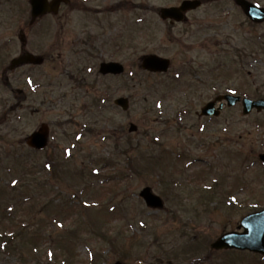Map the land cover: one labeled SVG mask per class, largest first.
Here are the masks:
<instances>
[{
    "label": "rangeland",
    "instance_id": "rangeland-1",
    "mask_svg": "<svg viewBox=\"0 0 264 264\" xmlns=\"http://www.w3.org/2000/svg\"><path fill=\"white\" fill-rule=\"evenodd\" d=\"M29 1L0 0V242L21 233L0 264H264L210 247L264 207V113L197 115L218 93L260 94L264 22L212 1L171 28L158 8L181 0H70L28 29ZM24 29L45 61L9 69ZM148 53L171 58L169 73L142 72ZM109 60L125 74L101 75ZM42 124L50 142L34 151L26 137ZM145 186L164 210L146 207Z\"/></svg>",
    "mask_w": 264,
    "mask_h": 264
},
{
    "label": "water",
    "instance_id": "water-1",
    "mask_svg": "<svg viewBox=\"0 0 264 264\" xmlns=\"http://www.w3.org/2000/svg\"><path fill=\"white\" fill-rule=\"evenodd\" d=\"M62 0H31V13L33 19L40 16L46 12H56L58 6ZM240 3L246 10V13L256 21L264 20V8H259L254 4H250L244 0ZM199 5L198 0H185L178 7H165L161 9V16L163 18H174L176 20H182L183 12L196 8ZM41 57H35L30 53H26L18 58L12 60L11 67H15L22 63H41ZM170 61L166 58H162L155 54L144 55L141 58V67L150 71H166L169 68ZM123 65L111 62L105 63L101 66V71L103 73L113 72L121 73L123 72ZM219 97L218 99H221ZM228 100L229 105L234 104L236 101L240 100V97L234 96H224ZM217 99V100H218ZM118 105H121L124 109L129 106L128 99L121 97L116 100ZM215 102L208 103L203 109L202 114L206 115H218L220 111H214ZM244 113L247 114L256 107L261 110L264 108L263 100H249L247 98L243 99ZM137 127L131 125L130 131L136 130ZM49 128L46 124H42L36 131L31 133L27 138L26 142L29 146L37 149L44 148L48 143ZM260 159L264 162V153L260 155ZM141 196L145 198L147 204L151 207H162L163 203L159 196L152 193L151 188L146 187L141 191ZM244 228L243 231H231L222 234L218 237L212 244L213 249H230L236 248L241 250H250L253 252H258L264 255V209L253 212L246 215L238 228ZM115 264H122L117 262Z\"/></svg>",
    "mask_w": 264,
    "mask_h": 264
},
{
    "label": "flooded vegetation",
    "instance_id": "flooded-vegetation-1",
    "mask_svg": "<svg viewBox=\"0 0 264 264\" xmlns=\"http://www.w3.org/2000/svg\"><path fill=\"white\" fill-rule=\"evenodd\" d=\"M207 1H209V0H204V1H202L203 3L204 2H207ZM230 1H232V2H234L235 0H230ZM70 3H71V1H69V4L68 5H70ZM63 4V3H62ZM62 6V5H61ZM119 9V8H118ZM170 22V21H169ZM175 25H171L170 27L171 28H173ZM172 39H174V38H172ZM217 41V40H216ZM85 42L86 41H81L80 43L83 45V44H85ZM61 43H62V45H64V46H66V44H65V42H60L59 41V43H58V45L59 46H61ZM216 45H219V43H218V41L216 42ZM77 46V48H79V49H77V52H75L74 54H81V53H85L86 55H89V53L87 52V50L86 49H84V47L83 46H78V45H76ZM59 57H62V53H60L59 52V55H58ZM249 74H251V73H249ZM252 86H253V84L252 83H250L249 84V88H250V90H248V91H251V88H252ZM257 90H260V94H255V96L253 95V94H251V93H248V92H246V94L244 95V96H246V95H248V97H250V98H253V99H256V98H262V99H264V74H263V81H261V84H260V87H258L257 88ZM263 113H264V110L262 111ZM261 113V112H260Z\"/></svg>",
    "mask_w": 264,
    "mask_h": 264
},
{
    "label": "trees",
    "instance_id": "trees-1",
    "mask_svg": "<svg viewBox=\"0 0 264 264\" xmlns=\"http://www.w3.org/2000/svg\"><path fill=\"white\" fill-rule=\"evenodd\" d=\"M49 164V163H48ZM48 168H52L53 169V166H51V164H49V167ZM54 170H55V168H54ZM232 205V204H231ZM0 208H1V206H0ZM13 209L12 208H10V211H12ZM14 213V211L13 212H9V214H13ZM21 233H18V235H20ZM3 235V234H2ZM17 233H15L14 231L12 232V234L11 235H4L3 237L1 236V242H0V249L2 248V249H6V246L8 245V244H10V243H14L16 240H17ZM5 237H10V238H7V239H5Z\"/></svg>",
    "mask_w": 264,
    "mask_h": 264
},
{
    "label": "snow or ice",
    "instance_id": "snow-or-ice-1",
    "mask_svg": "<svg viewBox=\"0 0 264 264\" xmlns=\"http://www.w3.org/2000/svg\"><path fill=\"white\" fill-rule=\"evenodd\" d=\"M13 183H15V181Z\"/></svg>",
    "mask_w": 264,
    "mask_h": 264
}]
</instances>
